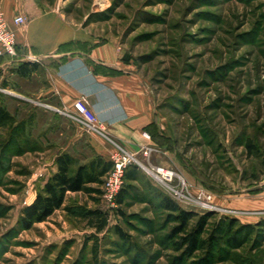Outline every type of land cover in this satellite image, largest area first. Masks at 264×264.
<instances>
[{
	"label": "rangeland",
	"instance_id": "obj_1",
	"mask_svg": "<svg viewBox=\"0 0 264 264\" xmlns=\"http://www.w3.org/2000/svg\"><path fill=\"white\" fill-rule=\"evenodd\" d=\"M45 2L121 45L137 66L163 120L155 141L168 149L150 162L188 183L187 202L174 200L194 214L189 228L207 213L204 239L225 218L255 232L240 247L220 241L213 250L180 248L177 212L161 204L167 191L139 166L125 203L103 200L105 178L101 191L69 192L66 208L26 228L22 208L54 172L56 156L69 152L76 167L94 152L74 115L51 97L33 96L38 80L10 76L5 65L11 87L0 84V91L19 124L0 128V264H264V209H256L264 193V0ZM27 119L34 124L21 137ZM93 209L107 214L102 232L84 216Z\"/></svg>",
	"mask_w": 264,
	"mask_h": 264
},
{
	"label": "crops",
	"instance_id": "obj_2",
	"mask_svg": "<svg viewBox=\"0 0 264 264\" xmlns=\"http://www.w3.org/2000/svg\"><path fill=\"white\" fill-rule=\"evenodd\" d=\"M0 8L14 32L18 51L15 58L0 59V70L9 65L10 76L28 82L37 79L39 85L32 95L53 98L55 106L74 115L79 126L76 102L83 100L104 125L105 135L80 127L93 154L110 160L116 144L132 152L150 146L153 159L157 152H168L155 141L165 131L161 115L137 66L121 45L100 40L88 28L70 21L58 7L46 5L45 0H0ZM17 15H24L26 23L16 24ZM24 61L37 62L39 69L31 76H19L15 69ZM19 93L32 97V92ZM47 107L54 108V104ZM53 164L55 172L57 165ZM256 209H264V193L263 204Z\"/></svg>",
	"mask_w": 264,
	"mask_h": 264
},
{
	"label": "trees",
	"instance_id": "obj_3",
	"mask_svg": "<svg viewBox=\"0 0 264 264\" xmlns=\"http://www.w3.org/2000/svg\"><path fill=\"white\" fill-rule=\"evenodd\" d=\"M38 69L37 62L24 61L20 62L15 70L19 76L28 77ZM0 84L3 89L8 88V82L3 79L1 70ZM6 97L7 95L0 91V128L17 130L19 121L17 115L10 111L6 105ZM33 124V119L21 121V137L25 136L23 131H25V127L27 128L26 125ZM55 163L57 165L56 171L49 176L37 191L35 199L22 208L21 222L26 228L32 227L35 223L46 221L56 210L62 207L66 208L65 201L69 192H82L90 189L101 191L99 187L103 185L105 176L112 166L111 160H106L101 155L94 154L88 162L75 167L76 162L69 152L58 154ZM138 169L137 165H131L127 168L124 184L116 199L119 204L125 203L126 197L131 194V188L133 187L131 181L137 179ZM91 185H98V187L91 188ZM101 193L103 192L101 191ZM161 204L166 209L177 212L179 225L173 228V232L175 235L183 233L178 243L180 248L187 246L192 251L201 248L213 250L220 241H226L228 244L231 243L235 247H240L255 232V226L253 225L241 224L236 218H225L218 221L212 228L209 237L204 239L202 235L210 223V214V216L207 213L199 216L196 223L189 228L194 216L192 212L180 206L168 193L162 194ZM84 216L98 232H102L108 226L107 214L101 209L88 210L84 213ZM226 219H228L227 222ZM257 225H260V223ZM114 229L117 234L124 235L119 226H115Z\"/></svg>",
	"mask_w": 264,
	"mask_h": 264
},
{
	"label": "built area",
	"instance_id": "obj_4",
	"mask_svg": "<svg viewBox=\"0 0 264 264\" xmlns=\"http://www.w3.org/2000/svg\"><path fill=\"white\" fill-rule=\"evenodd\" d=\"M26 21L27 18L24 15H17L14 18V22L18 25H22L26 23ZM17 56L18 51L14 32L8 28L4 12L0 8V59L5 57L15 58ZM76 109V119L82 126L105 135L103 123L83 100H78L76 102ZM152 152L153 148L150 146L142 147L140 152H132L116 144V148L111 154V169L105 176L103 200L113 206L116 204L117 195L124 184L127 168L131 165H137L143 167L158 183H161L172 198L180 202H187L189 197V185L185 178L174 169L153 165L150 162ZM142 158L148 161L149 166L143 163Z\"/></svg>",
	"mask_w": 264,
	"mask_h": 264
},
{
	"label": "water",
	"instance_id": "obj_5",
	"mask_svg": "<svg viewBox=\"0 0 264 264\" xmlns=\"http://www.w3.org/2000/svg\"><path fill=\"white\" fill-rule=\"evenodd\" d=\"M4 91H6V90H4Z\"/></svg>",
	"mask_w": 264,
	"mask_h": 264
}]
</instances>
